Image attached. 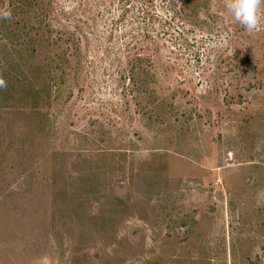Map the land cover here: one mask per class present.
<instances>
[{
  "label": "rangeland",
  "instance_id": "1",
  "mask_svg": "<svg viewBox=\"0 0 264 264\" xmlns=\"http://www.w3.org/2000/svg\"><path fill=\"white\" fill-rule=\"evenodd\" d=\"M0 9V264H264V15Z\"/></svg>",
  "mask_w": 264,
  "mask_h": 264
},
{
  "label": "clouds",
  "instance_id": "2",
  "mask_svg": "<svg viewBox=\"0 0 264 264\" xmlns=\"http://www.w3.org/2000/svg\"><path fill=\"white\" fill-rule=\"evenodd\" d=\"M264 0H225V8L231 14L235 23L249 32H255L259 26L262 15L261 5ZM12 18L10 9H0V19ZM6 87V82L0 78V89Z\"/></svg>",
  "mask_w": 264,
  "mask_h": 264
}]
</instances>
